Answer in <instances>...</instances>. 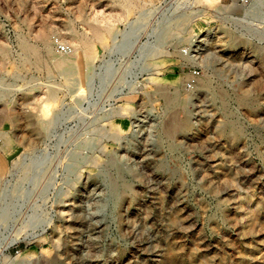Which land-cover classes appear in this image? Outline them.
Listing matches in <instances>:
<instances>
[{
	"label": "rangeland",
	"instance_id": "rangeland-1",
	"mask_svg": "<svg viewBox=\"0 0 264 264\" xmlns=\"http://www.w3.org/2000/svg\"><path fill=\"white\" fill-rule=\"evenodd\" d=\"M0 264H264V0H0Z\"/></svg>",
	"mask_w": 264,
	"mask_h": 264
},
{
	"label": "bare ground",
	"instance_id": "bare-ground-1",
	"mask_svg": "<svg viewBox=\"0 0 264 264\" xmlns=\"http://www.w3.org/2000/svg\"><path fill=\"white\" fill-rule=\"evenodd\" d=\"M128 2H129V0H128ZM96 36H97V33L95 34V37ZM203 41H204V38H200V39L198 38L195 41L196 45H194V46L196 47L197 51L200 50L202 44L204 43ZM84 44H86V43H84ZM23 48L25 50H30L29 47L26 46V45H23ZM69 53H67V54H69ZM88 63H89V61L86 62V65ZM55 64H56V67L58 69H60L62 71V73L66 74V75L70 74L74 67H77V68L80 67V64H79L78 60L75 59L73 61L72 58H62V59H58V60L56 59ZM141 118H143V116ZM144 119H146V118H143V119H140V120L136 121V128L142 130L141 126L145 125ZM134 127H135V125H134Z\"/></svg>",
	"mask_w": 264,
	"mask_h": 264
},
{
	"label": "built area",
	"instance_id": "built-area-1",
	"mask_svg": "<svg viewBox=\"0 0 264 264\" xmlns=\"http://www.w3.org/2000/svg\"><path fill=\"white\" fill-rule=\"evenodd\" d=\"M251 0H236V2L241 5V6H245L247 4H249ZM55 42H56V51L59 53H63V54H67L69 52L72 51V47L71 45H69L66 42H62V41H57L56 38H54ZM183 53H186L187 51L182 50ZM197 76V70L196 67H193L191 70H189L188 76L184 82V86L187 89L192 88L193 83L195 82V78ZM14 253H17V250L13 251Z\"/></svg>",
	"mask_w": 264,
	"mask_h": 264
},
{
	"label": "crops",
	"instance_id": "crops-1",
	"mask_svg": "<svg viewBox=\"0 0 264 264\" xmlns=\"http://www.w3.org/2000/svg\"><path fill=\"white\" fill-rule=\"evenodd\" d=\"M241 6V5H240Z\"/></svg>",
	"mask_w": 264,
	"mask_h": 264
}]
</instances>
